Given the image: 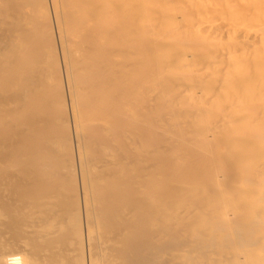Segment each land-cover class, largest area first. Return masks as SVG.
Here are the masks:
<instances>
[{
  "label": "bare ground",
  "instance_id": "bare-ground-1",
  "mask_svg": "<svg viewBox=\"0 0 264 264\" xmlns=\"http://www.w3.org/2000/svg\"><path fill=\"white\" fill-rule=\"evenodd\" d=\"M264 264V0H0V264Z\"/></svg>",
  "mask_w": 264,
  "mask_h": 264
},
{
  "label": "built area",
  "instance_id": "built-area-1",
  "mask_svg": "<svg viewBox=\"0 0 264 264\" xmlns=\"http://www.w3.org/2000/svg\"><path fill=\"white\" fill-rule=\"evenodd\" d=\"M17 264H20V261H19V259H17Z\"/></svg>",
  "mask_w": 264,
  "mask_h": 264
}]
</instances>
